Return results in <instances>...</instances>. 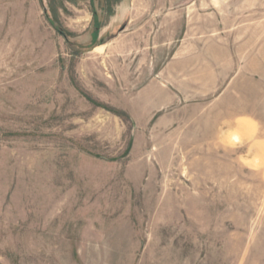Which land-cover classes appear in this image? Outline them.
<instances>
[{
    "label": "rangeland",
    "instance_id": "obj_1",
    "mask_svg": "<svg viewBox=\"0 0 264 264\" xmlns=\"http://www.w3.org/2000/svg\"><path fill=\"white\" fill-rule=\"evenodd\" d=\"M237 122L264 140V0H0V264H264Z\"/></svg>",
    "mask_w": 264,
    "mask_h": 264
},
{
    "label": "crops",
    "instance_id": "obj_2",
    "mask_svg": "<svg viewBox=\"0 0 264 264\" xmlns=\"http://www.w3.org/2000/svg\"><path fill=\"white\" fill-rule=\"evenodd\" d=\"M168 81L169 82L166 85L167 87L166 86L165 87L169 88L170 92L172 90L173 95L170 93L168 96V100L171 101L174 98V96L178 95V93H179V92H177V90L172 89V88H176V87L180 88L181 84L179 82H177V78H174V77H170ZM217 84H218L217 80L214 77V81L212 82L211 86L215 88V86ZM142 88H143V96L144 97L140 100V102L142 101L143 105L146 103L145 105H146L147 109H150L152 111L158 112L159 110H161L163 99L160 97V95L158 93L159 91L156 92L154 90L153 86L146 85V84ZM163 91L165 92V90H163ZM179 91H181L180 94H182L184 90L180 89ZM193 92L199 93L200 91L197 90L195 88V86H193ZM145 95L147 97H145ZM220 129H221V133L218 136V141L224 142V141H226V137L224 135V132H225L224 126H222ZM217 130H219V128H217ZM232 130H239L240 133H242L244 135H248V138L243 137V140H244L243 142L247 143V151L248 150L252 151V153H250L251 155H249L250 157H253V158L254 157H264V140L263 139L262 140L250 139L255 134L252 132V130L250 128L244 127L241 125L240 122H237L236 126H234L232 128ZM252 149H254V150H252Z\"/></svg>",
    "mask_w": 264,
    "mask_h": 264
}]
</instances>
